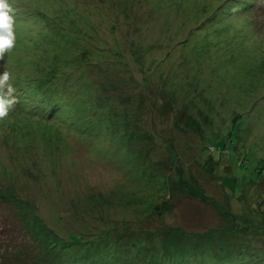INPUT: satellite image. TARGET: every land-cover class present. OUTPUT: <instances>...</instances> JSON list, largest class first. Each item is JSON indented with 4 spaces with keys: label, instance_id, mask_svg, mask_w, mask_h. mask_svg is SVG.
<instances>
[{
    "label": "rangeland",
    "instance_id": "374dc122",
    "mask_svg": "<svg viewBox=\"0 0 264 264\" xmlns=\"http://www.w3.org/2000/svg\"><path fill=\"white\" fill-rule=\"evenodd\" d=\"M8 2L0 264H264V0Z\"/></svg>",
    "mask_w": 264,
    "mask_h": 264
},
{
    "label": "trees",
    "instance_id": "16d2710c",
    "mask_svg": "<svg viewBox=\"0 0 264 264\" xmlns=\"http://www.w3.org/2000/svg\"><path fill=\"white\" fill-rule=\"evenodd\" d=\"M42 103H44V101ZM43 112H44L43 114L46 116V118L47 117H50V116H53L54 119H55V116H57V115L60 116V117H62V118L68 119V116L71 115V113L69 112V110H67V105L64 104L63 102H61V103L60 102H54V103H51L50 102L48 104H45L44 103V105H43ZM43 127H46V126L43 125ZM46 128H48V127H46ZM48 135H50V134H48ZM49 137H51V136H49ZM176 168H177L176 171L178 170L180 172L181 165H178ZM179 176H180V173H179ZM199 199L202 202H204L206 204H210L214 208L218 209L217 208L218 206L213 202V199H211L210 197H207V196L202 195ZM157 212L160 213L161 212V209L160 210H157ZM219 214L222 215L221 218L225 222L229 223L228 226H225V225L224 226L223 225L210 226L208 228H204L205 230L202 229V231L197 232V234L199 235L202 232H209L210 234H214L215 235V237H213V240H209V242H207V244H206V246L208 245L207 247H209V251H211V249L213 248L212 249V252H210V256H216L217 258H221V257H226L227 256V257L236 259V255H234V253L237 252V249L238 248L236 249V247H233L229 252H227L228 251L227 249H229V248H228L226 242H222L221 241L222 240V237L219 236V233H221V231H223V232L226 231L228 234L231 233L230 235L233 236V234H235V233L244 235V234H248V233L254 232V231H252L251 229H249L250 226L249 227L248 226H244V227L242 226L241 228L240 227L237 228L233 223H231V218L228 216L229 215L228 212L222 211ZM175 230H177V229H175ZM190 232L193 233L194 231H190ZM254 233H256V232H254ZM183 234H184L185 237H186V235H191L188 232L187 233H183ZM256 234L259 235V236H261L258 233H256ZM224 237H227V236H224ZM210 245H212V246H210ZM229 247H231V246L229 245ZM241 248H239V249H241ZM217 250H218V252H216V255L213 254L214 251H217ZM225 250H226V253H222L221 252V251L224 252ZM218 253L220 254V256H217Z\"/></svg>",
    "mask_w": 264,
    "mask_h": 264
},
{
    "label": "clouds",
    "instance_id": "9594fccd",
    "mask_svg": "<svg viewBox=\"0 0 264 264\" xmlns=\"http://www.w3.org/2000/svg\"><path fill=\"white\" fill-rule=\"evenodd\" d=\"M14 45V9L8 0H0V57ZM9 79L7 71H0V118L6 117L17 102L15 88L8 83Z\"/></svg>",
    "mask_w": 264,
    "mask_h": 264
}]
</instances>
